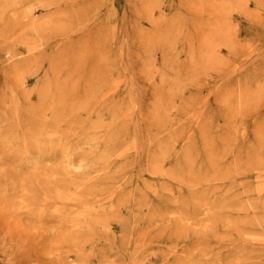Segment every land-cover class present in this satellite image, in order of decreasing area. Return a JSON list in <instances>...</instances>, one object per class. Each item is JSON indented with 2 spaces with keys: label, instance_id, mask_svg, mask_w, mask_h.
Here are the masks:
<instances>
[{
  "label": "rangeland",
  "instance_id": "obj_1",
  "mask_svg": "<svg viewBox=\"0 0 264 264\" xmlns=\"http://www.w3.org/2000/svg\"><path fill=\"white\" fill-rule=\"evenodd\" d=\"M48 1L0 0V264H264V0ZM67 74L77 147L36 102Z\"/></svg>",
  "mask_w": 264,
  "mask_h": 264
},
{
  "label": "bare ground",
  "instance_id": "obj_2",
  "mask_svg": "<svg viewBox=\"0 0 264 264\" xmlns=\"http://www.w3.org/2000/svg\"><path fill=\"white\" fill-rule=\"evenodd\" d=\"M43 1V0H42ZM48 1V0H47ZM71 1V0H70ZM80 1V0H79ZM86 1V0H85ZM41 2V1H40ZM44 2H46V1H44ZM43 2V3H44ZM49 2V1H48ZM57 2V1H56ZM88 2V1H87ZM7 3V2H6ZM9 3V2H8ZM7 3V4H8ZM54 0L53 1H50V4H53L54 5ZM81 3V2H80ZM11 4V3H10ZM70 4V3H69ZM82 4V3H81ZM81 4H78L79 6H76V8L77 9H79V7H80V5ZM84 4H86V2L84 3ZM9 5V4H8ZM14 5V4H13ZM12 5V6H13ZM83 5V4H82ZM42 6L43 7H45V5L44 4H42ZM89 6V5H88ZM64 7V6H63ZM67 7H69L68 5H67ZM75 7V6H74ZM82 7V6H81ZM84 7H87V6H84ZM89 7H91V6H89ZM2 8V7H1ZM58 8V7H57ZM56 8V9H57ZM4 9V8H3ZM8 9V8H7ZM44 8H40V10L41 11H45V10H43ZM62 9H64V8H60L59 10H62ZM81 9V8H80ZM88 9V8H87ZM89 9H91V8H89ZM1 10V9H0ZM85 10H86V8H85ZM3 11V10H2ZM66 11V10H65ZM75 11V10H74ZM90 11V10H89ZM54 12H56L57 13V11L56 10H54ZM53 12V13H54ZM73 12V11H72ZM87 12V11H86ZM85 12V13H86ZM75 13H77V12H75ZM79 13H80V10H79ZM81 13H82V11H81ZM51 14V13H50ZM84 14V13H83ZM49 15V14H48ZM53 15V14H52ZM83 15L81 14V15H79V14H74V12H73V15H67V16H65V18H64V22H63V18H62V20L60 19V20H57V23H55V26H59V27H61V25L64 23V25L63 26H67L66 27V29L65 28H57V29H59L57 32L55 31V30H52L53 32H55V33H61V36L63 35V34H66L68 31H69V25L70 24H74V23H82V22H84L88 17H89V15H87V16H85V17H82ZM82 17V18H81ZM17 21V20H16ZM21 21V20H20ZM55 21V20H54ZM4 23V22H3ZM27 23L29 24V25H32V27H33V30H36L37 32H39V33H41L42 35L44 34V33H46L47 32V30H45L43 27L44 26H36V23L34 22L33 23V20L32 19H28V21H27ZM31 23V24H30ZM48 23V22H47ZM16 24V23H15ZM22 24V23H21ZM66 24H69V25H66ZM19 26V25H18ZM48 27V26H47ZM31 28V27H30ZM19 29V28H18ZM53 29V28H52ZM9 31H10V29H9ZM100 33V32H99ZM49 34V33H48ZM110 34V33H109ZM46 35V34H45ZM23 36H24V34H23ZM36 36H38V35H36ZM64 36V35H63ZM35 39H36V37H35ZM31 41V40H30ZM34 41V40H33ZM62 41H64V48L62 49V52H63V50L65 49L66 50V48L65 47H67V46H69V47H72V43H73V38H66L65 40H62ZM61 43V42H60ZM66 44H67V46H66ZM49 45V44H48ZM32 47V46H31ZM5 48V47H4ZM73 49V48H72ZM84 49V48H83ZM29 50V49H28ZM27 50V52H30V51H28ZM34 50V49H33ZM81 50V49H80ZM48 52H49V50H47ZM40 52V51H39ZM43 52V51H42ZM47 52V53H48ZM64 52H66V51H64ZM35 53V52H34ZM34 53H28V55L26 56V58H24L22 61H24V62H26L27 60H30V58H32V57H34ZM8 54V53H7ZM37 54V52L35 53V55ZM42 54V53H41ZM46 54V53H45ZM39 55V54H38ZM38 55H36L37 57H38ZM10 56V55H9ZM43 57H47L49 60H51L52 59V55H51V57H48V55L46 56H43ZM40 58V57H39ZM36 59V58H35ZM38 60V59H37ZM29 62V61H28ZM33 62V61H32ZM35 63V62H34ZM79 63V62H78ZM65 64V63H64ZM55 65H57V64H55ZM79 65V64H78ZM77 65V66H78ZM75 66V65H74ZM73 67V66H72ZM12 68V67H11ZM76 68H78V67H75V69ZM55 70V69H54ZM15 71V70H14ZM70 73V72H69ZM44 74H45V72H44ZM73 74V73H72ZM15 75V74H14ZM46 75V74H45ZM52 76V75H51ZM70 74H67L65 77H62V79H60V84H62V86L60 87H58V85H57V83H56V86L52 89L51 88V90H49V89H47L46 90V92H44V99L42 98V97H37L36 98V102H38L37 104H40L42 107L43 106H47L46 108V111L48 110L50 113H52L53 115L54 114H56L55 116H57V118L58 119H61V118H59L58 116H60L61 114H63V113H66L67 114V116H66V118L68 117V121H66L65 123H64V128H65V126H66V128H65V130L63 131V130H61L60 132H59V130L61 129V127L63 126L62 124H59V121H57V125L58 126H56L54 123H55V121L54 120H52V118L50 119V120H52V121H54V123L52 124V125H55L56 126V129H58V130H56V133H57V136L59 137V138H61V139H63V140H68L67 142L68 143H70V144H74V145H76V147H77V144H81L82 145V143L84 142L83 140H82V138L80 137V135L78 134V131H81V130H90L91 128H93L92 127V121L90 122L89 121V118L90 117H92V116H95L96 118H97V116L96 115H94V114H97V113H94V109H92L91 107H89V109H87L86 110V114H84V112L82 113V112H79L77 109H79L80 107H77L76 106V104H75V100L77 99V98H82V99H85L86 101H85V105H88L89 106V104L91 103V102H93V97H91L90 99H88L87 97H89V94H92L91 92H94V90H95V86H92L91 88H88L86 91H83V95L82 94H79V92L78 93H76V94H73V92H72V89L70 90V89H67V82H68V80H70ZM18 77V76H17ZM46 77V76H45ZM57 76H52L51 78V80H52V82L54 81H57V78H56ZM43 79V78H42ZM87 84V83H86ZM20 85H22L21 83H20ZM16 87V86H15ZM100 88V87H99ZM36 90V89H35ZM42 89H40V91H41ZM99 91V90H98ZM100 91H101V88H100ZM16 92V91H15ZM22 92V91H21ZM42 93V92H41ZM119 93V92H118ZM23 94H24V92H23ZM98 94V93H97ZM116 94H117V92H116ZM25 95V94H24ZM23 95V96H24ZM38 95V94H37ZM80 95V96H79ZM99 95V94H98ZM5 96V95H4ZM20 96H22V93H20ZM32 94L31 95H27V96H25V100H26V102H28V104L27 105H29V103H30V99L32 98ZM11 97V96H10ZM110 97H114V95L113 94H111L110 95ZM18 98V97H17ZM104 99V98H103ZM103 99H102V101H103ZM109 99V97H106V101ZM10 100H11V98H10ZM101 100V99H100ZM99 100V101H100ZM83 101V100H82ZM84 103V102H83ZM94 103H97V102H94ZM99 104V103H98ZM34 106H36L35 104H34ZM40 106V107H41ZM38 107H39V105H38ZM115 107V106H114ZM118 107V106H117ZM10 108H11V106H10ZM25 108H26V106H25ZM33 109V107H31V106H28V112L30 113V112H32L31 110ZM35 109V108H34ZM39 109V108H38ZM44 109V108H43ZM43 109L41 110V112H40V110H39V112L40 113H45V112H43ZM73 109H75V110H73ZM80 109H82V108H80ZM114 109H116V108H114ZM118 109V108H117ZM120 109V108H119ZM118 109V110H119ZM9 110V109H8ZM26 110V109H25ZM24 110V111H25ZM45 110V109H44ZM23 111V110H22ZM109 114H110V108H107V110H106ZM18 112H20V111H18ZM26 112V111H25ZM39 112H38V110H37V113L36 114H39ZM70 112H75V113H77V115H70ZM22 113V112H21ZM24 113V112H23ZM35 113V112H34ZM33 113V114H34ZM12 114V113H11ZM9 114H7V116H8ZM22 115H24V114H22ZM29 115V114H28ZM35 115V114H34ZM45 115V114H44ZM52 115V116H53ZM19 116H20V114H19ZM25 117H26V115H24ZM55 116H53V117H55ZM112 116V115H111ZM110 116V117H111ZM28 117V116H27ZM27 117H26V119H27ZM31 117V116H30ZM30 117H28V119L30 118ZM44 117V116H43ZM5 118H7V117H5ZM9 118V117H8ZM21 118V117H20ZM63 118V117H62ZM65 118V119H66ZM13 119V118H12ZM22 119V118H21ZM25 119V120H26ZM40 119V118H39ZM48 118H46V120H47ZM112 119V117L110 118V120ZM6 120V119H5ZM55 120H56V118H55ZM3 121V120H2ZM1 121V122H2ZM18 121V120H17ZM21 121V120H20ZM23 121V120H22ZM27 121V120H26ZM31 121V120H30ZM33 121V120H32ZM40 122L41 121V119L40 120H36V123L37 122ZM45 121V120H44ZM34 122V121H33ZM38 122V124L37 125H39L40 123ZM95 122V121H94ZM19 123V122H18ZM23 123H25V122H23ZM35 123V122H34ZM43 123V122H42ZM41 123V124H42ZM46 123H48V122H46ZM52 123V122H51ZM51 123H50V125H51ZM1 124V123H0ZM120 123H118V125H115V128H116V130L119 132V134L121 135V136H124V133H125V131H126V125H119ZM14 125H15V123H14ZM14 125H12L13 127H14ZM22 125V124H21ZM29 125H31L30 123L28 124V127H29ZM43 125V124H42ZM42 125H39V126H42ZM49 125V126H50ZM76 125H78V127L76 126ZM100 125V124H99ZM8 126H10L11 127V125H8ZM45 126V125H44ZM48 126V125H47ZM48 126V127H49ZM2 127H4V126H2ZM1 127V128H2ZM24 127V126H23ZM26 127H27V125H26ZM27 127V128H28ZM43 127V126H42ZM42 127H40V130H43V129H41ZM58 127V128H57ZM100 127H104V124H102L101 123V125H100ZM6 128H8V127H6ZM19 129L21 128V127H18ZM33 128H34V125H33ZM50 128V127H49ZM102 128H100V129H102ZM29 129H31V128H29ZM44 129H45V127H44ZM52 129V128H51ZM50 129V130H51ZM63 129V128H62ZM8 130H11V129H7L6 130V132L8 131ZM34 130V129H33ZM47 130V129H46ZM46 130H44V131H46ZM49 130V131H50ZM77 130V131H76ZM113 130V129H112ZM11 131H14V128L11 130ZM17 131V130H16ZM48 131V130H47ZM53 131V130H52ZM3 132V131H2ZM36 132H37V130H36ZM36 132H34V133H36ZM38 132H40L39 131V128H38ZM37 132V133H38ZM42 132V131H41ZM31 133H32V131H31ZM34 133L33 134H31V136L33 135V136H35L34 135ZM51 133V132H50ZM83 133H85V131L83 132ZM92 133V132H91ZM105 133V132H104ZM108 133V132H107ZM80 134H82V132L80 133ZM86 135V134H85ZM82 136V135H81ZM29 138H31V137H29ZM35 138H36V136H35ZM18 139V138H17ZM31 139H33V138H31ZM38 139V138H37ZM84 139H86V138H84ZM91 139H92V137H91ZM102 139V138H101ZM107 139V138H106ZM21 140V139H20ZM23 141L22 142H24V139H22ZM18 141V140H17ZM27 141V140H26ZM25 141V142H26ZM24 142V143H25ZM28 143H29V141H27ZM31 142V141H30ZM105 142H106V140H105ZM18 143V142H17ZM30 144H32V143H30ZM29 144V145H30ZM27 146H28V144H26ZM30 146H32V145H30ZM34 146V145H33ZM112 146H116V142H114V143H109V141H108V145L106 146V148H104L105 150H109V151H111L112 149ZM38 147V146H37ZM30 148V147H29ZM41 148V147H40ZM33 149H34V147H33ZM42 149V148H41ZM46 149V148H45ZM30 150H32V149H30ZM35 150V149H34ZM41 151H43V150H41ZM41 151H36L37 153L38 152H41ZM53 152V151H52ZM46 153V152H45ZM81 153H83V151L81 152ZM81 153H80V156H81ZM91 153V152H90ZM39 154V153H38ZM88 152H85L84 154H83V156H85V157H88L89 158V156H88ZM100 154V153H99ZM40 155V154H39ZM52 155V154H51ZM34 156V155H33ZM93 157V156H92ZM35 158H37V157H35ZM93 158H95V157H93ZM186 164V163H185Z\"/></svg>",
  "mask_w": 264,
  "mask_h": 264
}]
</instances>
